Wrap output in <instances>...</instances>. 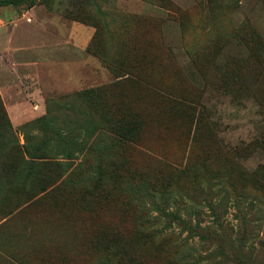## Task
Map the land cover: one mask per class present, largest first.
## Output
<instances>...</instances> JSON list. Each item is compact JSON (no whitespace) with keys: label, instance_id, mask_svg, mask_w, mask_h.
<instances>
[{"label":"rangeland","instance_id":"obj_1","mask_svg":"<svg viewBox=\"0 0 264 264\" xmlns=\"http://www.w3.org/2000/svg\"><path fill=\"white\" fill-rule=\"evenodd\" d=\"M169 1L179 11L164 0L0 7V150L24 146L30 136V146L44 143L61 164L46 170V182L21 171L12 191L0 178V264H113L106 248L95 251L90 242L113 230L124 234L130 252L161 262L133 236L135 222L157 239L174 235L188 264H264V189L243 174L264 166L263 0ZM46 15L97 32L89 44L104 57L93 55L107 67V81L78 86L60 75L70 68L50 62L72 56L55 49ZM187 48L198 51L195 61ZM131 66L188 103L162 104L153 87H123L141 99L131 108L151 152L127 151L130 169L113 171V135L79 109L82 101H54L114 83ZM46 115L49 129H23Z\"/></svg>","mask_w":264,"mask_h":264},{"label":"trees","instance_id":"obj_2","mask_svg":"<svg viewBox=\"0 0 264 264\" xmlns=\"http://www.w3.org/2000/svg\"><path fill=\"white\" fill-rule=\"evenodd\" d=\"M37 1L38 0H0V7L25 6L31 8L36 5ZM164 3V6H166L169 10L173 8L179 11L171 1L164 0ZM210 4L212 6V2L209 0V5ZM135 22L137 23V26H140L142 21L140 19H135ZM182 27L184 29V24L181 25V29ZM247 27L249 28L248 25ZM96 36L97 32L94 33L93 40ZM253 36L256 39H259L263 44V41L258 35L254 34ZM91 43L86 48V51L103 59V55L96 54V52L92 50ZM186 51L187 54L195 61L198 51H191L190 48H187ZM128 53L131 52L128 51ZM168 54H166V58L169 61V64L167 66L171 67L173 59L171 55ZM254 54L255 58H260L261 56L260 53L254 52ZM126 69L127 70H125L123 75L116 76V81L114 83L65 95L54 101V103L59 105L65 102L72 103L74 101H82L79 109L84 108L83 111L85 113L91 112L100 121L101 125L105 127V129L110 134L113 135V137L116 139L114 144V151L116 157L119 159V162L111 166L113 171H118L120 169L128 171V169H130L128 167L129 161L127 157L123 156L125 152L138 148L140 149V151L142 150V152H151V148L143 144L139 137V131L143 125V120L140 114H138L137 111H134L131 108L136 102H138V100L140 101L141 99L133 98L132 96H126L122 91L123 87L132 88L133 90H146V88H143L145 86H147V88L153 87L156 92L158 91V94L156 93V95L160 97H157V99L162 104H169L173 103L174 101L188 103V99L185 98L182 94H178V96H175L171 92L168 93L171 89L168 91L164 86H162L164 83L161 84V82L150 81L144 75L142 76V74H140V71L142 70L141 68L131 66L127 67ZM112 72H114V70H112ZM164 90L166 93L164 92ZM0 109L3 110L1 102ZM2 114H4L5 116L4 111ZM47 120L49 119L46 115L31 123V125L29 124L23 126V129L34 128L35 126L39 129H49L48 127L50 120L49 122H46ZM5 122L6 121H4V123ZM1 126L2 127H0V131H4L5 125L2 124ZM81 127V124H77L76 128H73L71 130V134L73 136L77 135L78 129H81ZM8 130H10V135H13L12 129L9 125ZM30 141H32V137L29 136L26 137L27 143L24 146H20L17 143H12L8 150H0V178H6L7 181L4 187L7 191L18 189L19 184L16 182V178L21 173V171L31 169L33 171L32 174L35 177L40 178L42 181L46 182V170H61V164L53 161L52 150H47V147L43 145L44 143H41L34 148L30 146ZM136 173L137 171L135 170L133 173V177L136 175ZM243 174L246 177H253L252 182L256 184V186L264 189V166H262L258 171L254 172L253 175H249L246 173ZM131 180H134V178ZM159 181L160 180H156L155 185L152 187H157L160 183ZM135 223L137 224V226H135L136 230H134L133 236L142 246H144L145 244L149 247H152L151 249L155 250L158 253V258L161 262L154 263L143 255L130 252L127 249L130 246L127 245V240L125 239L124 234L118 230H113L106 234V239L103 241L90 240L91 245L93 246L95 251L106 248L110 252L109 257L113 264H188V261H183L178 257L179 246L174 235H167L157 239L155 238L157 237L156 234H154L153 231L148 230V228L144 224H138V222Z\"/></svg>","mask_w":264,"mask_h":264},{"label":"crops","instance_id":"obj_3","mask_svg":"<svg viewBox=\"0 0 264 264\" xmlns=\"http://www.w3.org/2000/svg\"><path fill=\"white\" fill-rule=\"evenodd\" d=\"M51 16L46 15L45 17L47 19V25L52 29L53 33H49V36L53 37L51 42L54 44V40L56 39L57 44H54L55 49L59 53L65 50L67 52L69 51L72 58L52 61L50 64L57 67L70 68L61 70L60 75H66L70 78L68 81L74 82L78 86L84 83L92 84L99 82L102 80L101 77L107 81V67L97 57L85 53L89 42L94 36L95 30L81 23L69 22L58 15H55V19ZM43 38L46 40L45 37Z\"/></svg>","mask_w":264,"mask_h":264}]
</instances>
